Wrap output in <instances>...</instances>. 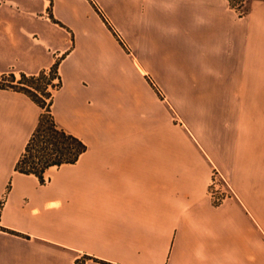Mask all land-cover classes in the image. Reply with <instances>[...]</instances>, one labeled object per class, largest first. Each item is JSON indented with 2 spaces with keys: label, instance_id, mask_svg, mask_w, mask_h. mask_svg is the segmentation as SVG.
Instances as JSON below:
<instances>
[{
  "label": "crops",
  "instance_id": "obj_1",
  "mask_svg": "<svg viewBox=\"0 0 264 264\" xmlns=\"http://www.w3.org/2000/svg\"><path fill=\"white\" fill-rule=\"evenodd\" d=\"M250 1L241 17L229 0H0V76L58 64L52 115L88 147L44 184L18 173L44 111L0 89V264H264V124L240 115L264 111V0ZM150 57L215 83L202 93L227 129L177 134ZM214 169L236 194L220 205Z\"/></svg>",
  "mask_w": 264,
  "mask_h": 264
},
{
  "label": "rangeland",
  "instance_id": "obj_2",
  "mask_svg": "<svg viewBox=\"0 0 264 264\" xmlns=\"http://www.w3.org/2000/svg\"><path fill=\"white\" fill-rule=\"evenodd\" d=\"M230 1L231 0H229V2ZM236 6L237 5L232 7L230 4V7L234 9L241 17L248 15L251 11L250 0H245L244 4L239 5L238 7ZM148 60L149 63L147 66L149 68L150 74L148 75L149 78H146V80L150 87L157 94L158 98L161 100L162 106L165 107L170 113L171 126L173 127V125H176L177 134H179L181 129L179 125L182 126L184 124L188 126L190 130L196 131L198 134L206 132L208 129V136L211 137V139L215 138L219 131L223 132L227 129V127L222 128V126L219 128L220 123H222V119L218 120L217 116L220 115L222 117V113L212 111L211 108L208 110L206 106L207 103H214L217 97H208L202 93L203 87L208 86L209 84L210 88H215V83L191 78L193 74L189 72L190 65L186 64L184 59L180 60L176 58L170 63H161L160 65L154 64L152 62V57H150ZM19 80L20 78L16 77V81L18 82ZM56 84L58 85L59 82H56ZM49 90L52 91L51 89ZM226 114L231 115L232 113L230 112ZM254 114L256 119L260 121V123L263 121L264 124V111H258L252 114L249 112L240 113L242 120H248L252 118ZM208 121L210 125H208ZM207 125L209 126L208 128ZM240 130H242V133H247L248 131V129L245 128ZM258 130H260V132L263 133L261 134L264 135V127L261 129L258 128ZM41 147L44 148L45 145H40V148ZM222 174L228 185L231 187L232 183L229 179V176H227L224 172Z\"/></svg>",
  "mask_w": 264,
  "mask_h": 264
},
{
  "label": "trees",
  "instance_id": "obj_3",
  "mask_svg": "<svg viewBox=\"0 0 264 264\" xmlns=\"http://www.w3.org/2000/svg\"><path fill=\"white\" fill-rule=\"evenodd\" d=\"M230 4L234 7L236 2L230 1ZM48 74L42 72L38 76L30 77L22 74L18 82L14 74L0 76V89L22 93L44 111L36 131L16 166L18 173L34 175L42 184L45 183L44 176L50 168L73 165L88 151L83 141L57 126L52 115V106L54 91L62 86L61 81L58 86L53 84L55 79L60 80L58 64ZM49 87L53 90L50 91ZM40 145L45 147L40 148Z\"/></svg>",
  "mask_w": 264,
  "mask_h": 264
},
{
  "label": "built area",
  "instance_id": "obj_4",
  "mask_svg": "<svg viewBox=\"0 0 264 264\" xmlns=\"http://www.w3.org/2000/svg\"><path fill=\"white\" fill-rule=\"evenodd\" d=\"M231 1L236 2V5H237L236 7L245 3V0H231ZM97 10L100 12L102 17L106 20V22H108L104 13L98 7H97ZM56 82H57V79L53 81V84L55 86H58ZM49 89H51V87H49ZM210 195L216 205H220L221 203H223L224 200L228 198L236 197L234 191L228 185L224 176L217 169H214V172H213V178H212V182L210 185Z\"/></svg>",
  "mask_w": 264,
  "mask_h": 264
},
{
  "label": "bare ground",
  "instance_id": "obj_5",
  "mask_svg": "<svg viewBox=\"0 0 264 264\" xmlns=\"http://www.w3.org/2000/svg\"><path fill=\"white\" fill-rule=\"evenodd\" d=\"M138 66V69L143 73V74H146V72L142 69V67L140 65H137Z\"/></svg>",
  "mask_w": 264,
  "mask_h": 264
}]
</instances>
